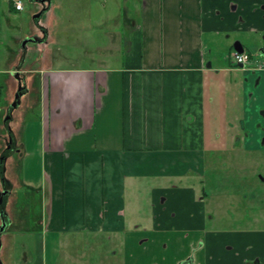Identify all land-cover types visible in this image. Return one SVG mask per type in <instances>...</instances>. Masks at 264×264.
I'll use <instances>...</instances> for the list:
<instances>
[{
    "label": "crops",
    "instance_id": "crops-1",
    "mask_svg": "<svg viewBox=\"0 0 264 264\" xmlns=\"http://www.w3.org/2000/svg\"><path fill=\"white\" fill-rule=\"evenodd\" d=\"M8 1L10 11L24 10ZM125 1L131 7L125 9L124 30L108 32L94 65L55 67L46 55L44 66L16 63L7 71L15 74L11 94L22 87V99L35 92L41 102V134L28 145L40 154V173L28 186L41 195L42 233L54 240L106 236L114 256L120 243L123 264H144L140 254L151 257L146 264H180L198 241L221 255L227 238L207 229L208 198L195 182L203 184L209 146L228 150L235 137L226 135L224 125V70L209 59L205 34L264 32V0ZM41 4L51 8L52 1ZM48 34L44 27L31 38L42 44ZM253 69L247 68V76L262 75L251 97L255 107L264 104V67ZM254 76L246 79V91ZM250 100L245 97L247 108ZM213 123L222 124L224 137L213 133ZM20 145L25 151L26 144ZM145 218L151 227L139 230ZM140 237L141 245H134ZM206 249H198V264Z\"/></svg>",
    "mask_w": 264,
    "mask_h": 264
},
{
    "label": "rangeland",
    "instance_id": "rangeland-1",
    "mask_svg": "<svg viewBox=\"0 0 264 264\" xmlns=\"http://www.w3.org/2000/svg\"><path fill=\"white\" fill-rule=\"evenodd\" d=\"M21 1L24 10L17 12L14 9L10 11L8 0H0V152L6 148L4 136L12 135L14 149L7 174L19 182L14 187L17 200L12 211L15 226L18 227L13 226V234L6 238V260L9 264H123L120 243L116 244L120 252L114 256L110 250L111 242L106 236L84 234L79 237L60 236L55 240L45 238L39 222L41 195L28 186L30 179L36 178L37 172L40 173L37 166L40 154L34 148H28V145L30 137L37 138L41 134V102L34 99L35 92L21 98L8 119L17 94L10 93L15 74L11 71L8 74L7 71L16 63L26 69L44 66L46 55L55 67L94 65V58L100 56L99 46L104 44L102 39H107L109 31L122 33L125 9L131 6L125 0H51V8H44L39 0ZM44 27L49 31L47 40H41L44 43L28 40L41 35ZM26 40L28 42L24 44ZM205 41L209 59L224 70L226 110L229 111L224 125L225 129H229L226 135L228 133L230 138L235 137L227 144L228 150L216 152L209 146L203 184H200V180L195 182L198 189H204L208 198L206 227L214 231L264 229V150L259 145L264 135V114L261 111L264 105L250 106V109L245 106V97L252 99L262 85L257 86L255 80L246 91L244 83L249 77V70L247 67L241 68L232 58L236 42H241L246 49L249 43L254 44L250 46L253 60L247 66L251 69L256 67L262 58L260 51L264 49V32L256 35L242 28L214 33L207 31ZM28 100L36 102L30 103ZM242 116H246L244 124L241 122ZM221 125L213 123V133H220L224 137L225 129ZM211 133L212 130L208 129L206 135L210 140ZM248 133L250 135L246 136ZM250 140L252 143H249ZM20 141L26 144L25 151ZM235 146L239 148L236 151ZM43 180L45 183V178ZM142 227H151L148 218L138 229ZM144 237L134 240V245H141ZM174 243L175 248H182L181 243ZM199 244L200 241L196 247H191L184 260L195 258L196 253L198 256ZM163 254L167 259L169 254ZM204 258L205 255L199 254L201 264H206ZM150 259V256L140 254L141 263L146 264Z\"/></svg>",
    "mask_w": 264,
    "mask_h": 264
},
{
    "label": "flooded vegetation",
    "instance_id": "flooded-vegetation-1",
    "mask_svg": "<svg viewBox=\"0 0 264 264\" xmlns=\"http://www.w3.org/2000/svg\"><path fill=\"white\" fill-rule=\"evenodd\" d=\"M39 2L42 3V0L41 1L39 0ZM261 6L264 7L263 5ZM34 39H38V38H29L28 40L35 41ZM244 49H245L244 52L247 53L250 57V63H252V57H253L252 54L246 51L245 46ZM260 54L262 55V57L264 56V49L260 51ZM261 62L262 63L257 62L259 65L256 63V67H254L253 71H256V69H260L264 67V60ZM237 64L241 68L244 69L245 67L249 68L247 64H242V63H237ZM253 74L256 73L251 72V76L247 77L246 79L252 78L254 76ZM261 79H262L261 74H256L254 76V82L255 80H257L256 82L257 86L260 84ZM23 83L25 84L24 80ZM23 90L19 91V93L20 92L22 93ZM20 102H21V98H20ZM251 103H252V99L249 101L248 108L252 106L250 105ZM253 107L254 106H252V108ZM13 109L14 108L12 107L8 113L10 114L9 115L10 118ZM261 111L264 114V110ZM253 118L254 117H252V119ZM245 120H246V116L245 118L242 116L241 122H243V124ZM249 135L250 133H248L246 136ZM12 138H13L12 135L6 137L5 140L6 148L2 149V151L0 152L1 155L0 157V264H9L8 260H6V255H5L6 242H7L6 238L10 237L13 234V231H11L12 228L18 227L15 226V219L12 215L13 214L12 211L14 209L17 200V198L14 196V187L16 185H19V182L17 180H12L6 173L7 160L11 156L12 149H14V147L12 146L14 138L13 139ZM249 143H252V141L250 140ZM259 145L262 148V150H264V135L262 136ZM241 149L244 150V147L242 146ZM220 232H221L220 235L227 238L226 243L222 247L223 251H221V255H219L218 251L212 252V250H210L209 248V244L207 245V242L204 243L200 241L199 249L200 247H202V245L207 246V249L205 250L206 253L204 254L205 255L204 261L206 262V264H217L218 261H221L222 264H264V229L262 228L239 229V230L233 229L229 231H220ZM231 236H234V239L237 242H239V244H235L234 241L231 240L230 238ZM214 249L216 250V247ZM24 258L27 259L26 257ZM180 264H198L197 255H195V258L192 257L188 260H183L182 262H180Z\"/></svg>",
    "mask_w": 264,
    "mask_h": 264
},
{
    "label": "built area",
    "instance_id": "built-area-1",
    "mask_svg": "<svg viewBox=\"0 0 264 264\" xmlns=\"http://www.w3.org/2000/svg\"><path fill=\"white\" fill-rule=\"evenodd\" d=\"M15 6L17 9L21 10L23 9V3L21 0H14ZM233 61L235 63H242V64H250V57L247 53H239V52H234L232 54Z\"/></svg>",
    "mask_w": 264,
    "mask_h": 264
},
{
    "label": "water",
    "instance_id": "water-1",
    "mask_svg": "<svg viewBox=\"0 0 264 264\" xmlns=\"http://www.w3.org/2000/svg\"><path fill=\"white\" fill-rule=\"evenodd\" d=\"M44 1L45 0H42V2L44 3ZM34 40H36V39H34ZM28 42V40H26L25 42H24V44H26ZM234 48H235V50L236 51H238V52H244V46H243V44L241 43V42H236L235 43V45H234ZM19 76V75H18ZM22 87H19V89H20V91L22 90L21 89ZM21 96H22V93L20 92H18L17 93V95H16V100L14 101V103L12 104V107L13 108H16L17 106H18V104H19V102H20V98H21ZM10 118V116H8V119Z\"/></svg>",
    "mask_w": 264,
    "mask_h": 264
}]
</instances>
